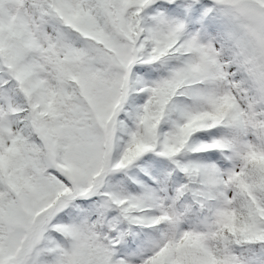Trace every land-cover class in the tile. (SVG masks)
<instances>
[{
    "label": "snow or ice",
    "instance_id": "1",
    "mask_svg": "<svg viewBox=\"0 0 264 264\" xmlns=\"http://www.w3.org/2000/svg\"><path fill=\"white\" fill-rule=\"evenodd\" d=\"M0 264H264V0H0Z\"/></svg>",
    "mask_w": 264,
    "mask_h": 264
}]
</instances>
